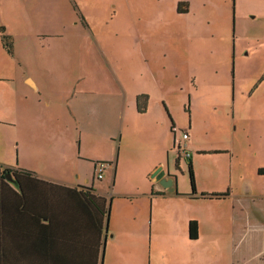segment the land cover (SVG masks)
<instances>
[{"label": "crops", "instance_id": "obj_1", "mask_svg": "<svg viewBox=\"0 0 264 264\" xmlns=\"http://www.w3.org/2000/svg\"><path fill=\"white\" fill-rule=\"evenodd\" d=\"M7 1L0 0V26L12 38L13 53L6 52L0 36V125L7 124L10 129L9 141L17 149L18 165L0 167L30 170L31 182L25 184L24 190L31 203L41 198L37 194H47L49 205L38 207L48 213L47 219L43 216L39 221L40 227L44 226L41 230L51 218L52 234L47 241L56 248L70 247L61 253L56 251V255L61 259L78 258L70 240L73 226L80 225L72 191L91 188V193L107 200L108 215L98 249L95 251L91 241L90 250L79 259H97V264L137 258H144L147 264H196L199 250L202 264H264V191L254 189L251 179L240 169L244 153L238 144L250 143L237 138V144L231 147H205L190 135L188 148L197 156L193 159L190 153L188 158L196 190L190 195V187L180 184L170 168L173 165L182 170L184 164L185 158L176 149L179 138L175 128L189 135L186 95L175 98L174 75L166 71L169 63L157 60L152 48H143V34L136 29L135 78L117 76L102 62L106 75L96 76L93 62L79 67L75 59H61L62 52L69 53L73 46L75 52L82 53L98 47L87 40L92 35L90 18L75 0L67 4L63 0H43L40 14L38 1L42 0H34L31 10L27 8L29 0H24L27 11L37 19L47 8L53 9L52 30L43 31L38 27L43 22L30 18L29 30L24 33L12 28L8 17H14V8ZM181 2H185L181 4L186 9L179 16L187 14L191 7ZM83 29L88 36L77 51L79 46L72 39H79ZM63 37L66 46L58 48V39ZM41 41L49 47L43 53ZM19 46L23 50L18 51ZM178 54L179 66L185 67L186 62L189 69L187 51ZM179 90L182 93L183 89ZM143 95L145 109L139 112L137 97ZM214 100L220 103L218 98ZM221 106L218 112L227 117L232 140L239 123L244 127L259 122L264 131V98L248 94L237 113L233 99H224ZM170 161L173 164L169 165ZM34 164L40 167H30ZM97 164L105 166L101 180L94 176ZM234 167L238 168L236 176ZM161 170L166 180H172L168 188L155 178ZM257 172L264 176V168ZM223 193L226 195L221 198L207 196ZM27 221L29 226L31 220ZM191 221L197 223L195 239L189 236ZM179 246H183L182 252Z\"/></svg>", "mask_w": 264, "mask_h": 264}, {"label": "rangeland", "instance_id": "obj_2", "mask_svg": "<svg viewBox=\"0 0 264 264\" xmlns=\"http://www.w3.org/2000/svg\"><path fill=\"white\" fill-rule=\"evenodd\" d=\"M62 1V0H61ZM78 8L90 18L91 36L83 29L79 39H74L78 50L85 38L96 42L95 50L86 53L75 52L74 46L68 52H62L61 59L72 62L77 66L93 62L95 75L105 76L102 63L116 71V75L135 78L136 72V29L143 34V48H152L157 60L168 62L170 68L166 70L174 75L175 98L180 94L186 95V119L193 141L208 147L221 144L231 147L237 144V138L244 139L238 149L244 153L240 161V169L251 179L252 187L264 191V176H258V170L264 168V131L261 123H250L242 127L238 124L232 140L229 123L225 114H220L224 99L228 102L235 100V113L239 104L248 94L264 98V0H75ZM181 1L190 3V11ZM34 0H29L27 8L31 10ZM40 14L43 0L38 1ZM68 3L69 0H63ZM7 4L14 8V17H8L12 28L24 33L29 30V20H41L38 27L43 31L53 28L51 15L53 9H46L45 14L37 17L27 11L24 0H8ZM114 9L116 17L111 18ZM179 13V14H178ZM43 16V17H42ZM44 18V19H42ZM43 20V21H42ZM54 40V39H52ZM59 47L64 48L66 38H59ZM41 53L49 49L44 44ZM55 45V43H54ZM51 47V46H50ZM18 51L23 50L19 46ZM37 52L40 51L38 47ZM179 51H187L189 69L179 66ZM166 55V58H162ZM47 53L46 58L49 60ZM185 61V60H184ZM102 62V63H101ZM201 68H203L201 70ZM140 71V70H139ZM142 71L146 69L143 66ZM191 76H190V75ZM182 88V93L179 89ZM189 91V92H188ZM188 92V94H187ZM240 94H245L241 96ZM212 98V99H208ZM214 98H218L220 103ZM191 100V101H190ZM260 104L261 103H257ZM246 109H249L246 107ZM191 111V114L189 113ZM216 110V111H215ZM226 110V107H225ZM261 112V107L258 109ZM229 115L231 110L229 109ZM189 117V118H188ZM188 121H185L186 128ZM181 129L175 128L177 137ZM263 133V135H262ZM248 137V138H245ZM10 129L7 124L0 125V164L14 166L17 164L15 144H10ZM237 149V148H236ZM193 159L196 153L189 149ZM204 164V160L200 159ZM182 170L172 165L171 171L177 175L180 184L190 187L187 165L189 159H182ZM173 164L171 161L169 165ZM223 164V163H222ZM18 165V164H17ZM210 166V163L204 164ZM19 167V166H18ZM30 167H40L34 164ZM216 167L220 170L218 163ZM2 168V167H1ZM27 169V168H26ZM24 170V169H23ZM28 170V169H27ZM30 171V170H29ZM234 175H238V168L234 167ZM196 177V176H195ZM182 252L183 246L178 247ZM196 264H202V256L197 251ZM171 264H182L181 261H170ZM104 264H147L142 258L133 260H105Z\"/></svg>", "mask_w": 264, "mask_h": 264}, {"label": "trees", "instance_id": "obj_3", "mask_svg": "<svg viewBox=\"0 0 264 264\" xmlns=\"http://www.w3.org/2000/svg\"><path fill=\"white\" fill-rule=\"evenodd\" d=\"M74 1V0H72ZM0 36L4 49L10 55L13 53L12 38L5 33L3 26H0ZM146 96L137 97V110L143 112L145 109ZM186 110V109H185ZM189 176L190 195L196 193L194 184V173L192 165H187ZM30 171L0 167V264H97L93 261L79 259V256L90 250L91 241L95 243V251L100 245V237L105 219L108 215V202L105 198L91 193V188H82L79 192L72 191L73 203L79 207L77 219L80 225H74L70 232L72 251L78 258L69 260L61 259L56 251L61 253L70 247H55L51 241V218L47 225L40 227L39 221L42 217L48 218L47 211H40L39 206L49 205L47 194H37L36 204L29 201L25 193V184L31 182ZM9 175V179H5ZM13 185V186H12ZM16 189H14V188ZM206 194H202L203 197ZM223 194H209V198H221ZM45 198V199H44ZM36 205L37 208H31ZM27 219L31 220L28 226ZM50 222V224H49ZM27 225L26 227H24ZM48 229V230H47ZM46 230V231H45ZM46 232V233H45ZM47 234V237H45ZM189 236L191 239L197 237V223L189 222ZM45 237V238H44ZM97 256V254H96Z\"/></svg>", "mask_w": 264, "mask_h": 264}, {"label": "built area", "instance_id": "obj_4", "mask_svg": "<svg viewBox=\"0 0 264 264\" xmlns=\"http://www.w3.org/2000/svg\"><path fill=\"white\" fill-rule=\"evenodd\" d=\"M188 141L189 135L186 130L180 132L179 139L177 141V151L179 152L180 156L188 159L190 157L189 150H188ZM105 166L104 164H97L94 168V176L96 180H101L103 177V170Z\"/></svg>", "mask_w": 264, "mask_h": 264}, {"label": "water", "instance_id": "obj_5", "mask_svg": "<svg viewBox=\"0 0 264 264\" xmlns=\"http://www.w3.org/2000/svg\"><path fill=\"white\" fill-rule=\"evenodd\" d=\"M164 174V171H158L155 173V178L163 188H168L171 186L172 180H166Z\"/></svg>", "mask_w": 264, "mask_h": 264}]
</instances>
